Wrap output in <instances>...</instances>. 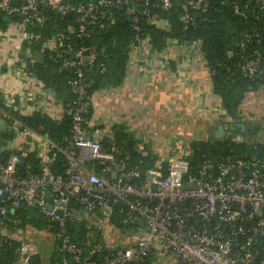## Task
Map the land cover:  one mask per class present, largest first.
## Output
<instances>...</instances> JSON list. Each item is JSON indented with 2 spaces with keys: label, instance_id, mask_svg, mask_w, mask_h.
Segmentation results:
<instances>
[{
  "label": "built area",
  "instance_id": "built-area-1",
  "mask_svg": "<svg viewBox=\"0 0 264 264\" xmlns=\"http://www.w3.org/2000/svg\"><path fill=\"white\" fill-rule=\"evenodd\" d=\"M176 2L181 6L179 19L184 29L196 27L197 11H205L209 6V0H86L81 3L20 0L18 5L12 4V0H0V16L11 17L23 33L24 41L39 39L40 35L29 28L44 25L42 6L55 10L61 18H72L44 39L39 50L45 53L46 66L70 72L67 85L71 99L62 111V117L66 115L70 119V134L65 144L57 145L47 133L25 124L21 119L26 115L23 107L14 105L12 97L0 92V118L13 130V138L33 134L43 144L40 155L48 159L40 174L32 171L22 174L20 162L26 153L14 147L17 140L12 138V148L7 151L5 161L0 162V215L10 221V215L20 208L33 207L55 223L54 230L39 232L42 241L52 244L61 254L58 264H256L258 246L264 242V160L258 151L262 140L248 142L252 153H203L199 157L195 154L193 161L190 160L194 153L191 144L187 146V153L174 155L165 168L142 172L137 166L127 167L118 161L115 148H104L102 135L91 127L92 74L105 72L108 56L95 41L96 33L106 29L113 18V9L124 14L133 33L128 69L154 46L144 23L170 31V22L161 11L170 10ZM250 5L237 7L236 13L245 15ZM254 14L264 16V0H257ZM252 38L253 33L246 32L239 40L237 64L250 77L259 74L264 80L260 52L255 51L251 58L244 56ZM183 42L201 47L200 40L178 37L170 38L167 44ZM21 64L25 68V62ZM208 68L212 78L215 68L209 65ZM259 89L264 90V82ZM52 147L67 159L65 177L56 176L48 166L52 158L46 155ZM86 159L98 162L100 171L93 165L85 166ZM186 182H192L195 187L185 188ZM47 196H53L52 209L48 207ZM119 203L127 209L124 222L133 227L122 230L110 223L109 217ZM84 219L97 224L102 235L104 223H109L110 228L118 229L124 241L114 247L103 241L85 249L71 239L66 227L67 220ZM0 228V254L14 247L15 242H18L16 261L30 264L40 253L35 241L37 229L31 227L32 234L23 237V228L4 233L9 228L5 222ZM125 231L129 234L124 235Z\"/></svg>",
  "mask_w": 264,
  "mask_h": 264
},
{
  "label": "crops",
  "instance_id": "crops-1",
  "mask_svg": "<svg viewBox=\"0 0 264 264\" xmlns=\"http://www.w3.org/2000/svg\"><path fill=\"white\" fill-rule=\"evenodd\" d=\"M6 23L0 29V92L12 97L14 105H21L26 115L40 111L61 118L69 90L47 85L29 70L28 61H36L33 52L23 47V33L18 26L12 21ZM183 43L153 46L141 61L132 62L121 84L93 92L91 127L98 130L103 142L119 126L142 154H153L157 162H168L174 155L187 153V146L194 142H210L212 129L226 127L227 139L264 141V90L246 93L240 119L234 123L213 90L201 47ZM248 128L254 130L253 138ZM258 132H262L261 136ZM217 142L222 141L210 143ZM14 147L26 154L36 150L40 155L43 150V144L33 134L19 138ZM46 156L49 158V153ZM88 163L90 159L85 160V166ZM103 227L104 243L114 247L124 241L118 229L110 228L109 223Z\"/></svg>",
  "mask_w": 264,
  "mask_h": 264
},
{
  "label": "trees",
  "instance_id": "trees-1",
  "mask_svg": "<svg viewBox=\"0 0 264 264\" xmlns=\"http://www.w3.org/2000/svg\"><path fill=\"white\" fill-rule=\"evenodd\" d=\"M75 3H81L86 0H71ZM245 3H251L245 15L236 13V8H243ZM257 8V0H209V6L205 11H197L199 20L196 27L184 29L179 17L181 6L176 2L174 6L167 11H161V14L167 18L171 25L170 31H164L155 25L144 23L145 32L148 33L153 45L157 48L164 47L170 38L178 37L187 41L200 40L201 49L208 65L215 68L212 75L214 92L221 98L222 106L225 109L226 116L232 118L233 122L240 119V108L248 91L258 90L264 82L261 75L250 77L238 66L239 40L246 32H252L253 38L245 49L244 56L251 58L255 51L260 52V66L264 68V16H255L254 10ZM41 13L46 20L43 26H30L29 30L39 34V39L23 41V47L29 48L32 52L41 50L42 41L57 30L63 28L72 18L61 16L47 6L41 7ZM113 18L108 23L102 33H96V39L99 45L104 48L108 56L106 58V70L104 73L92 74L93 84L91 94L101 87L117 86L123 82L127 73L129 62V45L132 40V29L130 24L125 20L124 14L117 10H112ZM7 23L0 20V29L5 28ZM232 52V54H230ZM48 62V61H47ZM28 68L35 73L38 78L42 79L47 85L52 84L58 90L68 89L67 78L70 76L69 71L61 72L54 66H46L37 61H28ZM97 69V68H96ZM92 77V76H91ZM70 92V90H69ZM71 99V93L65 105ZM22 121L34 130L47 133L50 139L57 145H64L65 139L70 134V119L64 115L60 119L53 118L47 113L36 111L31 115L21 116ZM104 148H115V154L118 161H122L127 167H139L142 172L148 170H158L165 168L167 162L161 165L157 162L156 155H144L135 147L130 136L123 131L122 127H115L113 136L103 142ZM192 149L196 156L203 153H252V146L248 142L238 141L229 137L225 141L210 143L208 141H197L192 143ZM260 157L264 160V141L258 145ZM49 155L51 160L48 162L49 168L56 176H66L68 167L67 159L57 148L52 147ZM24 165L20 164V172L32 171L40 174L46 162L36 150L29 151L23 157ZM100 171L101 165L94 161L88 163ZM159 166V167H158ZM145 177V176H144ZM127 209L119 203L114 212L110 215L109 221L115 227L125 230ZM10 221L0 215V227L3 222L13 228H24L31 225L38 231L47 229L54 230L57 225L40 215L39 211L33 207H22L13 215H10ZM66 227L71 239L85 249L97 243H103L102 230L99 227L91 225L89 219L80 222L66 221ZM133 226H127V228ZM1 232V228H0ZM1 234V233H0ZM6 248L5 252L0 254V264H11L17 256L15 247ZM50 262L58 264L61 254L52 249ZM103 251H100L101 254ZM45 253L40 252L31 259L30 264H45ZM49 261V260H48ZM264 261V242L258 246L256 264H262Z\"/></svg>",
  "mask_w": 264,
  "mask_h": 264
},
{
  "label": "water",
  "instance_id": "water-1",
  "mask_svg": "<svg viewBox=\"0 0 264 264\" xmlns=\"http://www.w3.org/2000/svg\"><path fill=\"white\" fill-rule=\"evenodd\" d=\"M20 2V0H12V4L14 5H18ZM68 16H71V14H69ZM20 17H22V14H20ZM0 20H3L5 22H9L11 21V17L8 15H4V16H0ZM45 53L41 52V51H34L33 52V59H35L37 62H39L40 64H44L45 63ZM242 126L245 127L244 123H240ZM239 124V125H240ZM236 125V124H235ZM252 131V138L255 136V132H253L254 130L251 128H248V131ZM262 132H258L257 135L261 136ZM4 136H7L8 138L5 139ZM14 136V132L12 129H10L7 126V122L6 120L0 118V162L5 161L6 158V153L7 151L11 150L12 145H13V138ZM228 137L227 134V129L226 127H222V129L217 130V129H212L210 131V135H209V141L213 142L214 140H219V141H225ZM195 158V153H192L190 156V160L193 161ZM24 159L21 160L20 164L24 165ZM115 176V174H113ZM184 187L185 188H190V187H195V185L192 182H186L184 183ZM154 189H156V187H154ZM47 201H48V207L50 209H52V202H53V196H47L46 197Z\"/></svg>",
  "mask_w": 264,
  "mask_h": 264
},
{
  "label": "rangeland",
  "instance_id": "rangeland-1",
  "mask_svg": "<svg viewBox=\"0 0 264 264\" xmlns=\"http://www.w3.org/2000/svg\"><path fill=\"white\" fill-rule=\"evenodd\" d=\"M18 136H15L13 139L14 140H18V138H17ZM145 155V154H144ZM147 155V154H146ZM158 164L159 165H161L162 164V162H158ZM14 227V225L13 226H9V228H6L5 230H4V233H10V231H12V230H15V228H13ZM24 233H23V237H26V236H29V235H31L32 234V231H31V225H29V226H25L24 228ZM39 229H37V232H35V236L37 237V239H35V241L39 244V248H40V252H42V253H45V251L47 252L46 254H45V259L47 258V261L45 260V264H51V262H50V257H51V246H52V244H47L45 241H42V239H41V237H40V235H41V232H39L38 231ZM129 234V231H125L124 232V235H128ZM18 235H21V234H19L18 233ZM116 244V243H115ZM49 260V261H48ZM11 264H23L21 261H14L13 263H11Z\"/></svg>",
  "mask_w": 264,
  "mask_h": 264
}]
</instances>
